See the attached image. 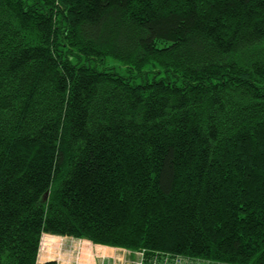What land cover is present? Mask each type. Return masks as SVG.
Instances as JSON below:
<instances>
[{
    "label": "trees",
    "instance_id": "obj_1",
    "mask_svg": "<svg viewBox=\"0 0 264 264\" xmlns=\"http://www.w3.org/2000/svg\"><path fill=\"white\" fill-rule=\"evenodd\" d=\"M45 233L264 264V0H0V264Z\"/></svg>",
    "mask_w": 264,
    "mask_h": 264
},
{
    "label": "rangeland",
    "instance_id": "obj_2",
    "mask_svg": "<svg viewBox=\"0 0 264 264\" xmlns=\"http://www.w3.org/2000/svg\"><path fill=\"white\" fill-rule=\"evenodd\" d=\"M92 62L95 63L94 60ZM97 67L100 70L104 69L105 67L112 68L122 75L132 74V72L128 69V66L123 64L121 60L113 57L107 58V60L103 63L100 62L97 63ZM154 69L156 68L151 66H147L145 68V70H154ZM147 75L150 79H152L154 75H156L157 77L161 76V74L159 73L156 74L155 72H149L147 73ZM141 79H142L141 76L136 78V80H141ZM44 235L57 236L59 237V239L54 238L52 236L48 238L45 244V248H44L45 250L42 258H40V254H39V261L56 260L61 264H95V262L99 257L103 255H107L112 252V254H117L119 256H122V263L120 264H139L138 262H141L143 257L141 252L139 251H129V253H127L128 249L125 250V248H120V247H113L114 248L113 249L111 246L97 245L86 239H76L73 237H66V236L62 237L51 233H45ZM81 241L82 243L80 244ZM57 244H60L59 247L62 248L61 251L58 250ZM80 250L81 252H79ZM60 256L62 257V260L57 259V257ZM208 264H216V263H208Z\"/></svg>",
    "mask_w": 264,
    "mask_h": 264
},
{
    "label": "crops",
    "instance_id": "obj_3",
    "mask_svg": "<svg viewBox=\"0 0 264 264\" xmlns=\"http://www.w3.org/2000/svg\"><path fill=\"white\" fill-rule=\"evenodd\" d=\"M129 251H131V250H127V253H129ZM109 252H111V251H109ZM141 254H142V252H141ZM179 261H181V262H179ZM179 261H176V262L175 261H170V262L167 261V262H165L161 258L158 261H153V262L148 263V264H178V263L179 264H202V263H197V262H194V261H191V260H187V259H180ZM117 263H119V264L122 263V256H119L117 254H112V252L107 254V255H103V256L99 257L97 259V261L95 262V264H117ZM138 263L142 264V260H141V262H138Z\"/></svg>",
    "mask_w": 264,
    "mask_h": 264
},
{
    "label": "bare ground",
    "instance_id": "obj_4",
    "mask_svg": "<svg viewBox=\"0 0 264 264\" xmlns=\"http://www.w3.org/2000/svg\"><path fill=\"white\" fill-rule=\"evenodd\" d=\"M52 237H53V236H52ZM62 237H63V236H62ZM54 238H57V239H59V237H57V236H54ZM62 239H63V238H62ZM81 243H82V241L80 242V244H81ZM59 245H60V244H57V247H58V250H60V251H61V249H62V248H61V247H59ZM64 250H65V249H64ZM71 252H72V251H71ZM79 252H81V250H80ZM64 254H65V253H64ZM65 255H66V254H65ZM57 259H58V260H62V257H61V256H60V257H57Z\"/></svg>",
    "mask_w": 264,
    "mask_h": 264
}]
</instances>
